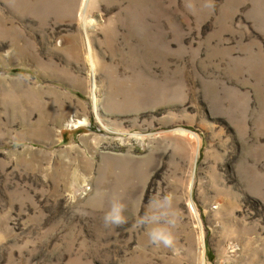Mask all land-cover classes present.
<instances>
[{"label":"rangeland","instance_id":"374dc122","mask_svg":"<svg viewBox=\"0 0 264 264\" xmlns=\"http://www.w3.org/2000/svg\"><path fill=\"white\" fill-rule=\"evenodd\" d=\"M0 264H264V0H0Z\"/></svg>","mask_w":264,"mask_h":264},{"label":"clouds","instance_id":"9594fccd","mask_svg":"<svg viewBox=\"0 0 264 264\" xmlns=\"http://www.w3.org/2000/svg\"><path fill=\"white\" fill-rule=\"evenodd\" d=\"M123 207L117 209L115 206L113 207V209L106 213L103 217V222L105 227H119L120 225H122L123 223H125V218L123 216ZM153 242L157 241V237L156 236H152L151 237Z\"/></svg>","mask_w":264,"mask_h":264}]
</instances>
